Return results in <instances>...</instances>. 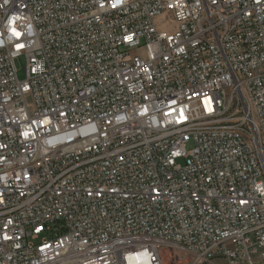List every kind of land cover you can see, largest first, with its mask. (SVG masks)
Segmentation results:
<instances>
[{"label": "built area", "instance_id": "1", "mask_svg": "<svg viewBox=\"0 0 264 264\" xmlns=\"http://www.w3.org/2000/svg\"><path fill=\"white\" fill-rule=\"evenodd\" d=\"M165 249L264 264V0H0V264Z\"/></svg>", "mask_w": 264, "mask_h": 264}, {"label": "rangeland", "instance_id": "2", "mask_svg": "<svg viewBox=\"0 0 264 264\" xmlns=\"http://www.w3.org/2000/svg\"><path fill=\"white\" fill-rule=\"evenodd\" d=\"M163 19V18H162ZM161 22V20H160ZM174 28L173 26H161L160 30H168L172 31ZM18 68H19V75L21 79L25 78V69H26V59L22 58L18 63ZM191 147L189 146V149ZM161 256L163 261H165L167 264H190L191 259L190 258H185L184 259V253L179 252V251H173V250H162L161 251ZM255 260H258L259 258L256 257L254 258Z\"/></svg>", "mask_w": 264, "mask_h": 264}, {"label": "bare ground", "instance_id": "3", "mask_svg": "<svg viewBox=\"0 0 264 264\" xmlns=\"http://www.w3.org/2000/svg\"><path fill=\"white\" fill-rule=\"evenodd\" d=\"M145 262V256L144 255H142V256H140L139 258H138V260L137 261H134V262H132L131 264H142V263H144Z\"/></svg>", "mask_w": 264, "mask_h": 264}, {"label": "crops", "instance_id": "4", "mask_svg": "<svg viewBox=\"0 0 264 264\" xmlns=\"http://www.w3.org/2000/svg\"><path fill=\"white\" fill-rule=\"evenodd\" d=\"M213 264H229V263L225 260H219V261L214 262Z\"/></svg>", "mask_w": 264, "mask_h": 264}]
</instances>
